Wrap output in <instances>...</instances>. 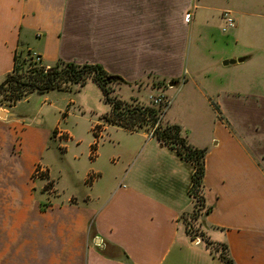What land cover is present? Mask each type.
<instances>
[{
	"label": "crops",
	"instance_id": "0c3cea01",
	"mask_svg": "<svg viewBox=\"0 0 264 264\" xmlns=\"http://www.w3.org/2000/svg\"><path fill=\"white\" fill-rule=\"evenodd\" d=\"M192 2L187 0L186 11L193 8ZM150 5L151 0H0V81L13 71L15 55L22 51L39 56L48 68L59 60L99 64L133 86L153 70L160 78L168 72L182 74L181 52L160 39L151 44L158 36L151 35L155 29L151 15L162 11ZM250 46L237 56L222 58H246L235 64L243 65L264 55V45ZM241 72L236 70L237 77L230 78L247 79ZM189 74V70L183 73L181 86L188 84ZM173 87L168 86L167 94ZM222 92L221 117L212 104L216 116L205 143L190 140L169 112L166 121L180 126L192 146L206 150L205 237L227 245L234 264H264V123L261 113L255 114L256 104L243 100L244 94L254 100L251 93L225 85ZM5 111L0 109V115ZM11 114L15 115L0 117V190L5 194L0 195V264H182L181 227L195 202L176 189L185 169L175 151L147 133H131L145 139L138 160L145 154L154 155L153 160L130 169L136 152H124L111 159L117 169L90 170L83 182L89 190L69 197H64L49 169L58 191L53 197L46 188L48 180L37 178L35 169L43 163L49 141L57 139L56 130H38L18 112ZM99 121H92L91 131ZM109 127L126 132L117 125ZM62 132L67 140H75L70 130ZM110 139L108 129L102 144ZM64 149L67 152L66 145ZM102 182L105 192L97 196L95 189ZM186 238L193 245L204 243L191 240L187 230Z\"/></svg>",
	"mask_w": 264,
	"mask_h": 264
},
{
	"label": "rangeland",
	"instance_id": "374dc122",
	"mask_svg": "<svg viewBox=\"0 0 264 264\" xmlns=\"http://www.w3.org/2000/svg\"><path fill=\"white\" fill-rule=\"evenodd\" d=\"M187 4V0H151L150 5L151 7L157 6L162 11L161 15H151L153 21L150 24L151 26L155 25V29L151 30V35H158L151 44L157 43V39H160L166 43V46L169 43L173 50L181 52L182 74L168 72L169 76L160 78L153 70L154 74H149L134 86L129 85L128 82L127 84L111 85L112 96L122 100L126 104L125 106L151 107L150 95L158 89H167L171 83H175L177 87L167 90L171 99L169 116L182 125L190 140L199 141L201 144L205 143L212 135L210 125L216 116V111L212 109L213 105L218 109L219 118L221 117L219 103L223 98V85L226 88L231 87L233 90L242 88L247 93H251L256 100L245 96L246 94L242 96L243 100L246 105L253 102L256 104L255 114L261 113L260 119L264 123V55L249 63L230 67L223 65L222 58L246 52L251 49L250 45L253 43L263 47L264 0H193V8L186 11ZM226 11L232 13L236 20V28L224 32L226 21L223 14ZM186 12L188 13L185 17ZM189 21L191 22L189 23ZM154 48L156 49V47ZM23 56L29 58L26 54ZM246 64L248 65L245 69H240ZM41 65H43L42 62H40ZM174 66L178 68L179 63H175ZM187 70L190 71L189 82L187 85L181 86L184 83L183 73H186ZM236 70L245 72L247 79L230 78ZM159 72H163V70L159 69ZM135 96H140L141 99H139L140 97L135 99ZM71 101L74 104H70ZM259 106L262 108L258 109ZM0 109L8 110L5 111L7 114L18 112L26 124L36 126L38 130H56L53 134L57 139L53 137L49 141V149L43 156L41 166L50 169L54 177L58 178L59 188L64 197L78 196L82 191H88L89 188L84 187V176L90 170L100 169L105 173L114 171L117 169V165L111 159L124 152H136L130 169L138 168L144 164V161L155 158L154 155L148 157L145 154L143 159L138 160V153L144 149L145 139L141 134H131L118 127L107 128L112 134V139L107 143H100L98 156L102 154V157L99 161H97L98 157L91 158V146L94 143L91 131L92 121L100 118V121L109 126L106 118H109L108 114L112 111V106L106 101L103 90L92 79L88 80L84 88L74 86L72 90H55L48 95L35 92L15 106L4 97H0ZM38 118L43 122L37 123ZM143 127L136 131L146 133L150 129V126ZM57 130H70L74 134L75 140L60 138ZM65 145L68 148L67 152L64 151ZM26 146L29 147L31 153V142ZM183 161L185 177H181L176 189L179 191L181 188L184 198L192 199L195 204L194 210L186 215L183 221L185 227H181L182 264H222L221 253H218L216 249L208 251L205 242L201 245H193L192 241L186 238L187 230L191 240L202 239L204 241L202 231L204 217L202 218V215L205 214V208L199 212L198 199L202 197V188L197 194L193 188L195 166L186 160ZM120 167L122 169L123 164ZM149 169L150 167H148ZM50 170L47 180L52 183L46 188L55 197L58 191L55 189V181L51 179ZM162 181L164 182L163 179ZM158 183L163 185L162 182ZM43 184L44 182L40 181V185ZM104 185L105 183L102 182L96 187L95 194L97 196H103ZM0 195L5 196L3 190H0ZM97 202H95V206ZM196 208L200 214L198 219H194L196 218Z\"/></svg>",
	"mask_w": 264,
	"mask_h": 264
},
{
	"label": "trees",
	"instance_id": "16d2710c",
	"mask_svg": "<svg viewBox=\"0 0 264 264\" xmlns=\"http://www.w3.org/2000/svg\"><path fill=\"white\" fill-rule=\"evenodd\" d=\"M25 54L29 58H25L23 56ZM90 79L103 90L106 101L112 106V111L108 114L110 119L106 118L109 124L120 126L130 133L137 132L136 130L144 128L143 126L155 127L157 111L146 106H125L122 100L112 96L111 85L127 84V82L119 76L108 74L99 64L80 65L59 60L53 67L48 68L44 64L40 66L32 53L17 52L13 71L3 81H0V97H4L15 106L35 92L45 94L55 90H72L74 86L84 88ZM154 135L162 145L175 151L181 159L195 166L193 188L197 194L203 187L206 150L192 146L183 136L182 128L178 125L170 123L160 125L156 128ZM203 205L204 198L200 197L198 199L199 212ZM210 211L211 209H208L207 213ZM199 216L196 208L194 219H198ZM91 230L95 236L94 222L91 224ZM203 238L209 249L212 251L216 249L218 253H221L222 264H234L229 257L227 245L210 242L205 235Z\"/></svg>",
	"mask_w": 264,
	"mask_h": 264
},
{
	"label": "built area",
	"instance_id": "2783aa9c",
	"mask_svg": "<svg viewBox=\"0 0 264 264\" xmlns=\"http://www.w3.org/2000/svg\"><path fill=\"white\" fill-rule=\"evenodd\" d=\"M223 15L226 21V28L224 29V32H227L229 29H235L236 20L234 19L232 13L230 11H226L224 12ZM33 57L37 63L42 62L39 56L33 55ZM149 100H150L149 103L151 105V108H154L157 111L156 114L157 124L155 125L154 128L152 127V129L150 128L148 131H146L148 137L152 139L155 138L154 134L156 128H158L160 125H164L165 123H167L166 117L171 106V99L167 94L166 89L164 88V89H158L154 94H151ZM107 126L108 124H105L103 121H99L98 123H95V125H93L92 134L94 136V143H92L91 146V151H92L91 158L98 157V147L105 138L107 132ZM58 136L64 140L65 139L67 140L66 134L60 130L58 131ZM48 173H49V169L41 165H38L37 168L35 169V176L37 178L47 179ZM48 183H49L48 186H50L52 182L48 180Z\"/></svg>",
	"mask_w": 264,
	"mask_h": 264
},
{
	"label": "water",
	"instance_id": "95a60500",
	"mask_svg": "<svg viewBox=\"0 0 264 264\" xmlns=\"http://www.w3.org/2000/svg\"><path fill=\"white\" fill-rule=\"evenodd\" d=\"M245 60H246V58H241V59H239V60H235V59H233V60H226V61L223 62V65H224L225 67H229V66H231V65H235V64H237V62H239V63H243V62H245ZM170 86H171V87L175 86V83H171ZM10 115H15V114L2 113V114L0 115V117H2V118H6L7 116H10Z\"/></svg>",
	"mask_w": 264,
	"mask_h": 264
}]
</instances>
